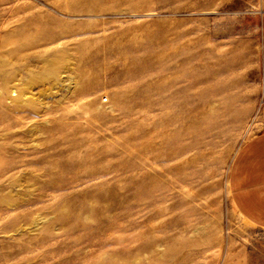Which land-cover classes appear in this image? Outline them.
Returning <instances> with one entry per match:
<instances>
[{"label": "rangeland", "instance_id": "374dc122", "mask_svg": "<svg viewBox=\"0 0 264 264\" xmlns=\"http://www.w3.org/2000/svg\"><path fill=\"white\" fill-rule=\"evenodd\" d=\"M263 131L264 0H0V264H264Z\"/></svg>", "mask_w": 264, "mask_h": 264}, {"label": "crops", "instance_id": "0c3cea01", "mask_svg": "<svg viewBox=\"0 0 264 264\" xmlns=\"http://www.w3.org/2000/svg\"><path fill=\"white\" fill-rule=\"evenodd\" d=\"M228 189L238 214L264 230V131L236 152L229 170Z\"/></svg>", "mask_w": 264, "mask_h": 264}]
</instances>
